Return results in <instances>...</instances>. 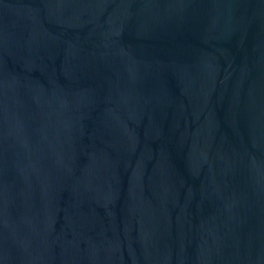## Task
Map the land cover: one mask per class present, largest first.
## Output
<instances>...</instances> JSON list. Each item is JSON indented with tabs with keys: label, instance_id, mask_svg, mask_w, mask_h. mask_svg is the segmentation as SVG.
I'll use <instances>...</instances> for the list:
<instances>
[{
	"label": "water",
	"instance_id": "water-1",
	"mask_svg": "<svg viewBox=\"0 0 264 264\" xmlns=\"http://www.w3.org/2000/svg\"><path fill=\"white\" fill-rule=\"evenodd\" d=\"M0 264H264V0H0Z\"/></svg>",
	"mask_w": 264,
	"mask_h": 264
}]
</instances>
